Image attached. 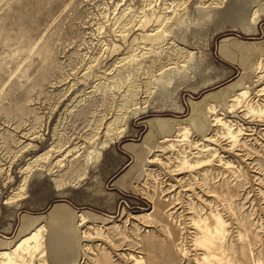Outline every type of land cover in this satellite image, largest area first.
Here are the masks:
<instances>
[{
	"label": "rangeland",
	"instance_id": "1",
	"mask_svg": "<svg viewBox=\"0 0 264 264\" xmlns=\"http://www.w3.org/2000/svg\"><path fill=\"white\" fill-rule=\"evenodd\" d=\"M255 8L0 0V264H264Z\"/></svg>",
	"mask_w": 264,
	"mask_h": 264
},
{
	"label": "bare ground",
	"instance_id": "2",
	"mask_svg": "<svg viewBox=\"0 0 264 264\" xmlns=\"http://www.w3.org/2000/svg\"><path fill=\"white\" fill-rule=\"evenodd\" d=\"M213 3V2H212ZM220 3V2H219ZM222 3V2H221ZM157 33V32H156ZM154 33V34H149V38L150 39H154L156 37L159 36V33ZM147 36V35H146ZM244 93V92H243ZM113 123V122H112ZM112 128V127H111ZM109 129V127H108ZM45 158V157H44ZM38 159V158H37ZM35 160V159H34ZM45 162V161H44ZM29 165H27V167H25V169L27 170V168H29ZM31 170V169H30ZM25 177V176H24ZM21 185V184H20ZM86 217V216H85ZM83 219V218H82ZM43 225L40 223L37 226H35L34 231H32L30 234H27L25 236H22L20 239H18L16 241V243L11 246V251L10 252H6V254L9 257V260L12 259L14 256H16L19 252H24L28 250V247H32L35 248L37 247L41 241L43 240ZM1 251V250H0Z\"/></svg>",
	"mask_w": 264,
	"mask_h": 264
},
{
	"label": "crops",
	"instance_id": "3",
	"mask_svg": "<svg viewBox=\"0 0 264 264\" xmlns=\"http://www.w3.org/2000/svg\"><path fill=\"white\" fill-rule=\"evenodd\" d=\"M221 5H222V3H221ZM262 12H264V9L262 10V11H260L259 10V8H255L254 9V11H253V14H252V17H251V20L253 21V22H256L257 21V19H258V17H259V14H261ZM41 223V222H40ZM39 223V224H40ZM38 225V224H37ZM36 225V226H37ZM43 225V224H42ZM75 262V260L72 262V263H74Z\"/></svg>",
	"mask_w": 264,
	"mask_h": 264
}]
</instances>
